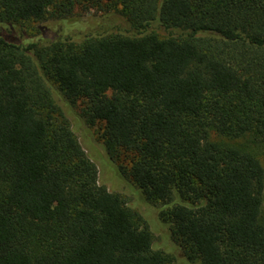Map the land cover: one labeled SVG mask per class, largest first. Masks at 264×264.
Wrapping results in <instances>:
<instances>
[{"label": "trees", "instance_id": "obj_1", "mask_svg": "<svg viewBox=\"0 0 264 264\" xmlns=\"http://www.w3.org/2000/svg\"><path fill=\"white\" fill-rule=\"evenodd\" d=\"M114 13L131 32H102ZM56 95L104 124L107 154L85 150ZM256 146L264 0H0V264H264ZM154 219L184 259L153 247Z\"/></svg>", "mask_w": 264, "mask_h": 264}, {"label": "rangeland", "instance_id": "obj_2", "mask_svg": "<svg viewBox=\"0 0 264 264\" xmlns=\"http://www.w3.org/2000/svg\"><path fill=\"white\" fill-rule=\"evenodd\" d=\"M110 13V12H108ZM112 13V12H111ZM105 13L102 11H97V10H90L86 11L81 8L80 4H77L75 9H74V16L79 17L81 19H86L89 16H94V17H100L101 15L103 16ZM115 17L110 16L107 17L106 19V24L104 28L102 29V32H109V31H121L127 33L129 29V24L125 19H119L118 15L116 13ZM33 25L37 26V23H32V24H27L26 28H28V31L30 33H33L36 31ZM18 30V29H17ZM19 31V30H18ZM131 32V31H130ZM129 32V33H130ZM133 32V31H132ZM160 33L164 34L162 30H160ZM49 36L57 35V32H49ZM56 98L58 99V102L63 106L65 112L68 113L69 117L73 120L74 122V127L76 129V133L84 146L85 150L90 153H103V155L107 154L106 149L104 147V142L102 134L104 130V124L102 122L97 123L96 125H89L84 118L81 116L82 115V108L84 107V103L81 101L77 102L76 104H67L64 103L59 99V97L56 95ZM251 137L249 136H244L235 139V143L242 145V146H253L252 142H250ZM256 150H258L259 157L261 158L263 164H264V146L262 147H254ZM115 163L117 164L116 166L122 167V169H129L131 166V163L129 161V156L126 154H121L119 157L115 158ZM111 178V179H110ZM106 179L105 185L107 187L116 190L117 192L121 193L126 197V200L130 204L131 207H133L135 210L139 211L142 214H149L150 219L151 217L156 215V213H159V206L153 207L152 203H149L145 201L143 197H141L139 194L135 193L134 190L130 189L125 182V178L119 176L118 174L112 175L110 173L109 177H104ZM131 181V180H130ZM154 210H153V209ZM152 213H150V212ZM155 211V212H154ZM154 212V213H153ZM264 214V211H263ZM146 216V215H145ZM155 217V216H154ZM155 224L153 226V232H154V241H153V247L155 249H163V250H171V252L174 253L177 259L182 260L184 259V255L182 250L177 246L176 243L172 241V239L169 236V232L167 231V228L164 226H161L160 223H158L155 219ZM170 252V251H169ZM178 262V261H177ZM179 264H185V263H180ZM194 264V263H193ZM197 264V263H195Z\"/></svg>", "mask_w": 264, "mask_h": 264}]
</instances>
